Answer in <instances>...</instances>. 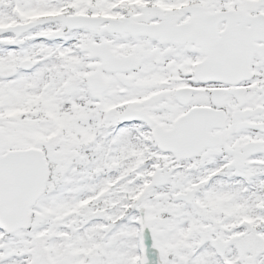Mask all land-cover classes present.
I'll return each mask as SVG.
<instances>
[{"label": "snow or ice", "instance_id": "6c2138e0", "mask_svg": "<svg viewBox=\"0 0 264 264\" xmlns=\"http://www.w3.org/2000/svg\"><path fill=\"white\" fill-rule=\"evenodd\" d=\"M0 264H264V0H0Z\"/></svg>", "mask_w": 264, "mask_h": 264}]
</instances>
